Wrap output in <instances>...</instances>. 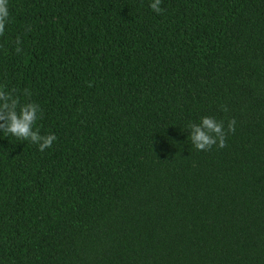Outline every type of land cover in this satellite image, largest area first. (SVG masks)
I'll list each match as a JSON object with an SVG mask.
<instances>
[{
    "label": "trees",
    "instance_id": "trees-1",
    "mask_svg": "<svg viewBox=\"0 0 264 264\" xmlns=\"http://www.w3.org/2000/svg\"><path fill=\"white\" fill-rule=\"evenodd\" d=\"M152 2L9 0L0 87L57 140L0 131V264H264V0Z\"/></svg>",
    "mask_w": 264,
    "mask_h": 264
},
{
    "label": "clouds",
    "instance_id": "clouds-1",
    "mask_svg": "<svg viewBox=\"0 0 264 264\" xmlns=\"http://www.w3.org/2000/svg\"><path fill=\"white\" fill-rule=\"evenodd\" d=\"M161 0H153L150 4L151 9L157 14H161L163 9L160 7ZM9 0H0V36L5 32L6 23L9 20ZM21 39L17 37L16 52L20 54L22 48ZM16 90H5L0 87V131L11 134L18 139L30 141L38 145L39 151L44 152L53 146L57 137L54 133L41 135L38 128L34 129L36 121L40 118L41 109L36 103H20ZM24 95L30 96L31 93L25 89ZM223 111L227 108L222 106ZM236 119L231 118L227 124V131L223 121L215 117L205 116L200 123H190V140L195 149L199 151H210L213 146L223 149L227 147L228 133H235Z\"/></svg>",
    "mask_w": 264,
    "mask_h": 264
}]
</instances>
